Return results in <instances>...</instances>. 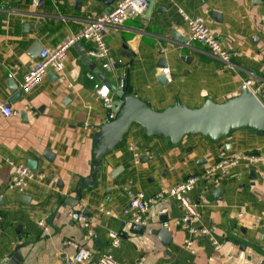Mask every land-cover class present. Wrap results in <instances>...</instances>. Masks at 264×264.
<instances>
[{
    "label": "crops",
    "instance_id": "0c3cea01",
    "mask_svg": "<svg viewBox=\"0 0 264 264\" xmlns=\"http://www.w3.org/2000/svg\"><path fill=\"white\" fill-rule=\"evenodd\" d=\"M117 1L0 0V102L16 111L0 116V264H84L69 262L80 247L92 258L110 251L117 264L140 258L142 264H264V130L235 124L218 137L194 130L171 135L149 130L131 113L113 131V148L96 173L90 164L92 151L106 142L103 125L109 121L96 83L109 88L113 103L120 99L124 73L122 90L155 112L225 103L246 79L252 89L262 85L264 0H152L141 17L106 30L121 67L107 71L95 58L86 63L73 45L62 76L48 69L35 86L20 88L38 47L57 46ZM180 11L204 19L227 49L229 63L189 39ZM80 44L86 51L92 47L89 40ZM221 151L250 156L220 170L217 183L199 177L188 192L200 212L192 224L211 228L222 245L216 251L207 236L194 237L175 225L184 210L167 191L201 174ZM9 161L43 177L24 191L10 189ZM129 192L163 194L152 203L141 233L124 212ZM73 211L83 212L89 226L73 220ZM163 222L167 243L159 237ZM111 231L120 236L118 247L110 248ZM188 237L195 238V253L183 245Z\"/></svg>",
    "mask_w": 264,
    "mask_h": 264
},
{
    "label": "built area",
    "instance_id": "2783aa9c",
    "mask_svg": "<svg viewBox=\"0 0 264 264\" xmlns=\"http://www.w3.org/2000/svg\"><path fill=\"white\" fill-rule=\"evenodd\" d=\"M147 2L148 0H118L109 11L95 13L79 31L68 36L57 46L53 48H42L39 51L38 57L30 65L24 75L20 83V88L29 90L35 86L46 75L48 69L62 76L69 49L81 40H89L92 43V47L87 51V55L90 58L100 59V67L102 69L112 71L121 67L123 64L122 60L110 53V49L105 40L106 30L109 26L121 25L130 17H141L147 6ZM180 12L186 24L189 39L203 44L211 55L218 57L226 64L229 63V53L227 49L222 45L218 37L208 28L204 19L202 17H189L183 11ZM163 73L167 74L168 69L164 68ZM123 76L124 73H121V79L119 81L120 89H123L125 85ZM89 77L93 79L94 75H89ZM251 84V79L244 80L242 83V91H250L256 97L260 98V95L264 92V83L256 89H252ZM94 87L102 98L105 107L108 109V119L110 121L113 118L114 112L109 97V88L106 85H99L98 83H96ZM15 113L16 111H14L9 104L0 102V116H10ZM129 147L135 151L134 145L130 144ZM249 156L250 155L247 153L225 156L223 151H221L218 159L204 169L201 174L188 176L184 181L171 186L167 191V195L176 199L180 207L184 210L183 216L175 220V225L187 229L194 237L198 235L207 236L213 248L216 251H221L222 245L220 241L213 236L209 226H195L192 224L198 219L200 212L196 204L188 196V192L193 188L199 177H204L209 181L217 183L219 181L218 172L220 170H225L237 164L240 160L249 158ZM139 157V154L135 152V163L138 162ZM10 164L13 167L8 180V188L10 189H16L20 192L24 191L32 179L43 177V173H35L27 165L14 164L12 162H10ZM161 197H163V194L160 192L153 197H145L143 193L140 192H129L128 204L124 208V212L128 214L129 222L132 225L144 224L152 203ZM105 212L110 213L108 210ZM70 215L76 222L85 227L89 226L90 221L83 212L73 211ZM162 225L167 227L166 222H163ZM109 237L110 248L118 247L120 244L119 234L111 231ZM194 237H188L183 240V245L193 253L197 251ZM69 262L84 264H117L110 251L96 258H92L91 252L84 247L78 248L76 254L69 257ZM142 262L143 258H140L138 261L130 264H142Z\"/></svg>",
    "mask_w": 264,
    "mask_h": 264
},
{
    "label": "water",
    "instance_id": "95a60500",
    "mask_svg": "<svg viewBox=\"0 0 264 264\" xmlns=\"http://www.w3.org/2000/svg\"><path fill=\"white\" fill-rule=\"evenodd\" d=\"M102 1L106 5L112 3V0ZM151 4L152 0H148L147 9L150 8ZM147 11L144 16L148 15ZM75 47L79 50L83 60L86 63L90 62L91 59L87 55L86 49L81 47L80 42L76 43ZM41 49V47H38V52ZM52 74L56 78L53 72ZM7 85L11 89H16L12 82ZM117 95L120 99L112 103V110L114 112L113 118L103 125V130L106 132V142L97 150L92 151V159L94 162L92 163L90 160V164L95 173L98 170L101 158L113 148V131L121 127L131 113H133L135 118L149 130L171 135H180L187 130H194L202 133L209 131L212 136L218 137L230 126L235 124H251L261 131L264 130V105L260 98L246 90L240 93H234L228 101L222 104H214L211 101H207L205 106L200 109L174 107L162 112L152 111L141 100L127 95L122 89L118 91ZM17 96L18 93H14V97ZM260 97L264 99V92ZM47 155L46 153L45 156L47 157ZM32 168L34 169V167ZM25 198L26 196L22 195L21 199ZM143 229L144 225H136L134 227V232L141 233ZM159 237L164 243L170 240L167 227L163 226L160 229Z\"/></svg>",
    "mask_w": 264,
    "mask_h": 264
}]
</instances>
